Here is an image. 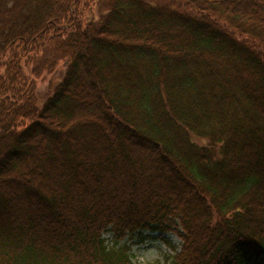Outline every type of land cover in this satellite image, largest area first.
I'll list each match as a JSON object with an SVG mask.
<instances>
[{"label":"trees","instance_id":"16d2710c","mask_svg":"<svg viewBox=\"0 0 264 264\" xmlns=\"http://www.w3.org/2000/svg\"><path fill=\"white\" fill-rule=\"evenodd\" d=\"M144 230L264 264V0H0V264H142Z\"/></svg>","mask_w":264,"mask_h":264},{"label":"rangeland","instance_id":"374dc122","mask_svg":"<svg viewBox=\"0 0 264 264\" xmlns=\"http://www.w3.org/2000/svg\"><path fill=\"white\" fill-rule=\"evenodd\" d=\"M57 69L52 74H45L38 80V91L41 100L50 94L53 84L60 78L61 66ZM103 237L106 243L111 245V234L105 232ZM119 243H125L129 247L133 261L142 264H153L157 261H164L165 257L178 251L181 241L172 230H144L140 233L135 232L126 235Z\"/></svg>","mask_w":264,"mask_h":264}]
</instances>
